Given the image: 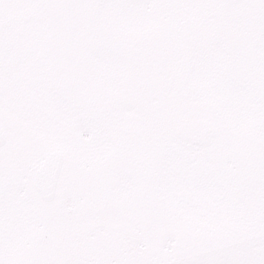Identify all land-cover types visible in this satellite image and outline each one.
<instances>
[{"label": "snow or ice", "instance_id": "1", "mask_svg": "<svg viewBox=\"0 0 264 264\" xmlns=\"http://www.w3.org/2000/svg\"><path fill=\"white\" fill-rule=\"evenodd\" d=\"M0 264H264V0H0Z\"/></svg>", "mask_w": 264, "mask_h": 264}]
</instances>
